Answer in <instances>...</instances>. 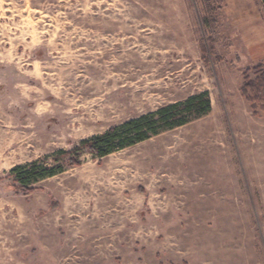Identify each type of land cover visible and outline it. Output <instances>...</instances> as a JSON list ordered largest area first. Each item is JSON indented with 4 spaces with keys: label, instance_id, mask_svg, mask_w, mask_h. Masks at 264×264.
I'll return each instance as SVG.
<instances>
[{
    "label": "rangeland",
    "instance_id": "1",
    "mask_svg": "<svg viewBox=\"0 0 264 264\" xmlns=\"http://www.w3.org/2000/svg\"><path fill=\"white\" fill-rule=\"evenodd\" d=\"M256 18L263 0H0V264H264ZM205 92L183 127L81 146ZM17 167L56 175L27 189Z\"/></svg>",
    "mask_w": 264,
    "mask_h": 264
},
{
    "label": "trees",
    "instance_id": "2",
    "mask_svg": "<svg viewBox=\"0 0 264 264\" xmlns=\"http://www.w3.org/2000/svg\"><path fill=\"white\" fill-rule=\"evenodd\" d=\"M264 2V0H263ZM259 82L249 84L243 90V94L249 98L246 89L264 92V78H259ZM260 100L261 99H257ZM212 110L211 100L207 92L189 97L185 101L178 102L163 107L155 112L139 116L118 127L108 130L106 133L84 141L81 146L97 157L104 158L116 151L124 150L128 147L143 143L150 138L168 130L183 127L193 120L200 119L208 115ZM59 155H66L61 152ZM72 165L77 162L72 161ZM36 168L17 167L12 174L16 175L17 181L27 188L34 183L56 175L55 170H46L43 174H35Z\"/></svg>",
    "mask_w": 264,
    "mask_h": 264
},
{
    "label": "crops",
    "instance_id": "3",
    "mask_svg": "<svg viewBox=\"0 0 264 264\" xmlns=\"http://www.w3.org/2000/svg\"><path fill=\"white\" fill-rule=\"evenodd\" d=\"M245 46L254 56L264 58V19L256 18L249 26L241 29Z\"/></svg>",
    "mask_w": 264,
    "mask_h": 264
}]
</instances>
